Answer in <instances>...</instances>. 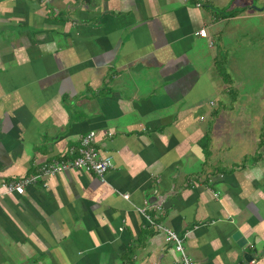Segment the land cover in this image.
<instances>
[{
    "label": "crops",
    "instance_id": "0c3cea01",
    "mask_svg": "<svg viewBox=\"0 0 264 264\" xmlns=\"http://www.w3.org/2000/svg\"><path fill=\"white\" fill-rule=\"evenodd\" d=\"M263 19L264 0H0V264H184L163 229L192 264H264V93L230 50ZM88 131L103 179L3 193Z\"/></svg>",
    "mask_w": 264,
    "mask_h": 264
},
{
    "label": "built area",
    "instance_id": "2783aa9c",
    "mask_svg": "<svg viewBox=\"0 0 264 264\" xmlns=\"http://www.w3.org/2000/svg\"><path fill=\"white\" fill-rule=\"evenodd\" d=\"M201 36H206L204 29L198 31ZM113 167L112 157L108 154L101 152L98 148L96 133L95 131H88L83 136H81L78 148L75 151V155L72 159H63L58 161H53L41 166L40 173L34 176L20 177L17 180L4 183L3 193H24L25 187L36 182L38 177L44 175H56L63 173L66 170L75 169L81 172L93 173L104 178L105 174ZM158 229H162L161 225H155ZM169 239H173L176 243V249L181 251L184 264H192L185 257L182 251L181 239L172 231L168 229H163Z\"/></svg>",
    "mask_w": 264,
    "mask_h": 264
},
{
    "label": "rangeland",
    "instance_id": "374dc122",
    "mask_svg": "<svg viewBox=\"0 0 264 264\" xmlns=\"http://www.w3.org/2000/svg\"><path fill=\"white\" fill-rule=\"evenodd\" d=\"M256 21H254V24L258 29L252 41L251 39L237 37L232 41L230 50L235 53L234 56L239 60L240 69L237 73L240 72L241 78L247 80L248 89L259 90V93H264V37L261 35V33L264 34V19L262 24L256 23ZM220 56L224 59L225 55L220 54ZM223 66L226 67L227 65L224 63ZM236 77L241 79L239 75Z\"/></svg>",
    "mask_w": 264,
    "mask_h": 264
}]
</instances>
